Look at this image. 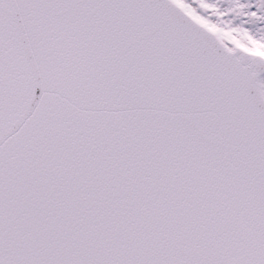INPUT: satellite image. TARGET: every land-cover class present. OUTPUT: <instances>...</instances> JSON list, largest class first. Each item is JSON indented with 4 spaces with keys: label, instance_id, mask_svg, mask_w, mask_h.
Instances as JSON below:
<instances>
[{
    "label": "snow or ice",
    "instance_id": "1",
    "mask_svg": "<svg viewBox=\"0 0 264 264\" xmlns=\"http://www.w3.org/2000/svg\"><path fill=\"white\" fill-rule=\"evenodd\" d=\"M0 264H264V0H0Z\"/></svg>",
    "mask_w": 264,
    "mask_h": 264
}]
</instances>
